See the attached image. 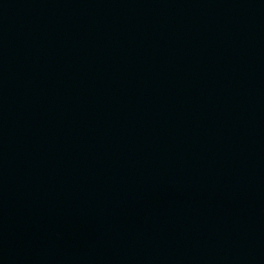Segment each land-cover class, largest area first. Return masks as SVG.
<instances>
[{
    "label": "water",
    "instance_id": "95a60500",
    "mask_svg": "<svg viewBox=\"0 0 264 264\" xmlns=\"http://www.w3.org/2000/svg\"><path fill=\"white\" fill-rule=\"evenodd\" d=\"M0 264H264V0H0Z\"/></svg>",
    "mask_w": 264,
    "mask_h": 264
}]
</instances>
